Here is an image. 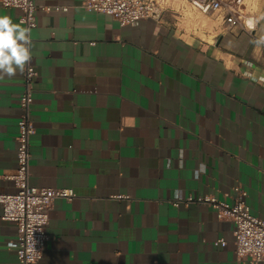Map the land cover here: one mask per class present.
<instances>
[{
    "label": "crops",
    "instance_id": "crops-1",
    "mask_svg": "<svg viewBox=\"0 0 264 264\" xmlns=\"http://www.w3.org/2000/svg\"><path fill=\"white\" fill-rule=\"evenodd\" d=\"M35 1L51 9L31 29L30 184L76 194L53 200L37 264H264L237 255L232 220L184 201L232 202L241 185L264 219V20L244 23L264 0H242L233 26L191 0H158L160 18L123 26L84 0ZM23 88L24 72L0 80V192L16 190ZM2 211L0 264H20Z\"/></svg>",
    "mask_w": 264,
    "mask_h": 264
},
{
    "label": "built area",
    "instance_id": "built-area-1",
    "mask_svg": "<svg viewBox=\"0 0 264 264\" xmlns=\"http://www.w3.org/2000/svg\"><path fill=\"white\" fill-rule=\"evenodd\" d=\"M191 1L203 12H227L226 19L230 26L244 20V13L239 7L242 0ZM0 4L20 8L22 14L19 21L30 29L38 23L39 9H51L50 6L37 4L35 0H0ZM83 5L90 10L112 16L122 26L138 24L146 18H160L163 13L158 0H84ZM37 75L38 71L31 62L24 71V88L19 103L21 113L16 151L18 165L16 172L10 176L16 190L0 192L2 218L14 221L18 228L17 255L20 264H37L43 257L53 200L57 197L72 199L76 195L72 188L30 184L31 136L35 131L31 111ZM235 191L232 202L213 194L188 196L184 201L208 204L215 208L219 218L232 220L237 255L253 261L264 260V219L252 212L247 202L248 192L241 185L235 186ZM174 203L178 205L180 200H175ZM216 243L226 245L227 240L219 238Z\"/></svg>",
    "mask_w": 264,
    "mask_h": 264
},
{
    "label": "clouds",
    "instance_id": "clouds-1",
    "mask_svg": "<svg viewBox=\"0 0 264 264\" xmlns=\"http://www.w3.org/2000/svg\"><path fill=\"white\" fill-rule=\"evenodd\" d=\"M264 16H250L244 23L249 31L255 30ZM264 45V32L255 40ZM31 29L15 23L11 16H0V80L23 73L32 61Z\"/></svg>",
    "mask_w": 264,
    "mask_h": 264
},
{
    "label": "rangeland",
    "instance_id": "rangeland-1",
    "mask_svg": "<svg viewBox=\"0 0 264 264\" xmlns=\"http://www.w3.org/2000/svg\"><path fill=\"white\" fill-rule=\"evenodd\" d=\"M194 8L196 9V7L194 6ZM194 15V14H193Z\"/></svg>",
    "mask_w": 264,
    "mask_h": 264
}]
</instances>
